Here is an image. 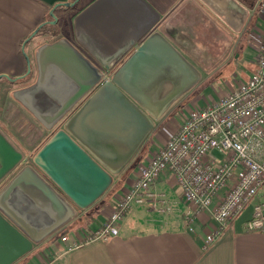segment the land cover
Listing matches in <instances>:
<instances>
[{
  "label": "crops",
  "instance_id": "crops-1",
  "mask_svg": "<svg viewBox=\"0 0 264 264\" xmlns=\"http://www.w3.org/2000/svg\"><path fill=\"white\" fill-rule=\"evenodd\" d=\"M154 31L201 73L202 80L191 93L216 81L226 86L214 97L203 95L204 106L252 75L257 47L264 37V0H0V129L24 153L26 164H31L30 156L61 127L45 128L12 96L15 90L36 82V49L66 38L103 69L100 62L120 46L130 42L138 46ZM119 64L110 63L111 71ZM105 74L109 79L110 73ZM191 93L155 122L132 161L113 176L112 185L93 205L77 210L73 219L11 264H264V231L245 228L254 206L262 201L261 192L215 243L206 246L205 236L214 226L210 211L199 214L189 230L183 215L190 205L167 171L151 187L164 194L168 204L162 206L163 212L132 206L117 223L116 234L68 250L72 241H85L101 226L107 215L105 207L115 204L148 159L140 160L149 150L151 157L182 124L188 114L182 111L191 103ZM92 125L95 131L103 130L97 122ZM79 127L88 133V107ZM38 194L26 181L6 197L8 210L37 235L58 218L50 203Z\"/></svg>",
  "mask_w": 264,
  "mask_h": 264
},
{
  "label": "water",
  "instance_id": "water-1",
  "mask_svg": "<svg viewBox=\"0 0 264 264\" xmlns=\"http://www.w3.org/2000/svg\"><path fill=\"white\" fill-rule=\"evenodd\" d=\"M35 55L36 82L12 96L45 128L61 127L30 156L31 164L0 129V264L15 262L77 210L93 205L132 161L155 122L202 80L199 70L158 31L138 46L123 44L103 62L94 55L103 69L66 38L40 46ZM112 62L120 63L114 71ZM87 107L88 133L79 127ZM94 122L103 130H93ZM26 181L58 215L39 235L6 205L8 193Z\"/></svg>",
  "mask_w": 264,
  "mask_h": 264
},
{
  "label": "built area",
  "instance_id": "built-area-1",
  "mask_svg": "<svg viewBox=\"0 0 264 264\" xmlns=\"http://www.w3.org/2000/svg\"><path fill=\"white\" fill-rule=\"evenodd\" d=\"M252 75L237 88L190 110L177 130L139 166L136 178L106 206L101 226L85 241H72L68 250L114 235L117 223L132 206L163 212V193L151 190L164 171L171 173L190 206L183 215L189 230L196 217L210 211L213 228L205 245L215 243L229 223L259 192L248 231H264V37L258 44ZM224 191L218 198V193ZM61 236L62 241H67Z\"/></svg>",
  "mask_w": 264,
  "mask_h": 264
},
{
  "label": "rangeland",
  "instance_id": "rangeland-1",
  "mask_svg": "<svg viewBox=\"0 0 264 264\" xmlns=\"http://www.w3.org/2000/svg\"><path fill=\"white\" fill-rule=\"evenodd\" d=\"M227 79V78H226ZM221 81L223 82L224 81V79H222L221 78ZM224 87H226L225 85L223 86L221 83H218L217 81L216 82H213L209 87H207L206 89H204V90H202V91H199V92H193V93H191V95L190 96H192L191 97V103L190 104H188L184 109H183V111H182V113H188L190 110H192V109H196V108H200L201 106H202V101H201V98L203 97V95L206 97V96H209V95H212L213 97L217 94V91H219V90H221V89H223ZM189 92H191V91H189ZM187 93L188 95L190 94V93ZM196 93V94H195ZM186 95V94H185ZM184 95V96H185ZM187 96V95H186ZM185 96V97H186ZM184 97V98H185ZM183 97H181L176 103H182V102H184L183 101V99H184ZM150 150L147 152V154H146V156H144V158H142L141 160H140V162L139 163H141V162H143L145 159L147 160V159H149L150 158Z\"/></svg>",
  "mask_w": 264,
  "mask_h": 264
},
{
  "label": "trees",
  "instance_id": "trees-1",
  "mask_svg": "<svg viewBox=\"0 0 264 264\" xmlns=\"http://www.w3.org/2000/svg\"><path fill=\"white\" fill-rule=\"evenodd\" d=\"M189 93H191V92H189ZM186 95H188V94H186ZM186 95H185V96H186ZM185 96H183V98H184Z\"/></svg>",
  "mask_w": 264,
  "mask_h": 264
}]
</instances>
